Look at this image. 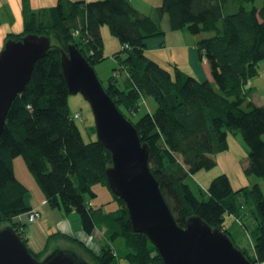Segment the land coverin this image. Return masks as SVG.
<instances>
[{"label": "trees", "instance_id": "16d2710c", "mask_svg": "<svg viewBox=\"0 0 264 264\" xmlns=\"http://www.w3.org/2000/svg\"><path fill=\"white\" fill-rule=\"evenodd\" d=\"M256 1L162 0L154 18L140 13L128 0H57L38 12L29 0H22L23 32L8 34L6 40L35 34L49 37L52 47L35 62L28 84L9 108L0 136V227H12L26 244L22 235L26 225L15 220L24 214L27 219L33 210L27 203L28 189L13 170V160L21 157L52 209L75 212L88 235L95 228L105 229L106 241L98 252L61 237L93 264H119L121 258L129 264H164L146 235L133 231L120 198L111 192L118 208L107 213L85 199L96 197L93 185L109 189L106 169L112 165L111 154L97 139L83 140L75 123L80 115L71 114L69 108L60 58L61 51L74 45L91 66L101 63L106 59L101 28L106 26L121 49L113 55L117 68L104 89L149 147V169L176 223L184 227L190 217L198 216L212 229L228 234L239 248L224 229V221L226 215L241 217L242 198L251 205L256 229L252 251L239 249L252 264H263L261 187L235 190L227 176L220 175L204 191L192 179L199 171L215 167L214 156L229 148V133H239L248 148L244 173L264 178V105H255L253 90L245 89L264 61V0L259 8ZM165 15L171 31L209 34L197 42V48L210 80L187 74L177 65L170 72L146 56L148 40L164 39ZM118 71L127 74L123 86L116 79ZM147 98L154 101V110L132 121ZM57 237L52 234L49 242ZM118 239L123 253L116 255L113 243ZM48 245L38 253L27 248L40 260Z\"/></svg>", "mask_w": 264, "mask_h": 264}, {"label": "water", "instance_id": "95a60500", "mask_svg": "<svg viewBox=\"0 0 264 264\" xmlns=\"http://www.w3.org/2000/svg\"><path fill=\"white\" fill-rule=\"evenodd\" d=\"M52 47L49 37L27 34L6 40L0 51V136L9 108L28 84L34 64ZM68 94L89 104L97 141L111 154L106 169L111 192L125 205L134 232L146 235L164 264H252L230 236L198 216L180 227L149 169V147L105 91L94 67L74 45L60 58ZM0 264H89L73 249L56 248L36 259L10 226L0 228Z\"/></svg>", "mask_w": 264, "mask_h": 264}, {"label": "rangeland", "instance_id": "374dc122", "mask_svg": "<svg viewBox=\"0 0 264 264\" xmlns=\"http://www.w3.org/2000/svg\"><path fill=\"white\" fill-rule=\"evenodd\" d=\"M135 9H137L140 13L144 15H148L151 17H156V7L160 5L162 0H128ZM9 4L13 7V12L15 14L14 19L15 22L11 24V29L23 31V16L20 17L17 15L18 8L22 10V0H8ZM49 3V2H48ZM2 1L0 0V5ZM263 4V0H257L255 5L259 8ZM51 6V5H50ZM16 9V11H15ZM161 27L163 32L165 33L164 39L155 40L154 42L160 43L162 42L163 47L159 48L158 50H146L145 54L149 59L158 63L162 68L173 72V66L177 65L182 71L187 74L192 75V67H198L202 65L203 69H207L206 63L199 62V53L197 48V42L203 38L209 36V34H200V35H191L185 31H171L168 24V18L165 15L161 21ZM22 28V30H20ZM103 37L105 43V53L106 59L103 60L101 63L94 67V70L99 78L100 82L102 83L103 87H105L108 83L109 78L113 75L114 69L117 68L116 62L113 59L114 53L120 51V44L117 39H115L109 32L108 27H103ZM158 39V38H156ZM166 39V40H165ZM5 42H3L4 45ZM188 47L192 45L193 48V55L192 62H189V53L182 52L180 46ZM175 62L177 64H175ZM191 66H190V64ZM201 63V64H200ZM201 69V68H200ZM121 73V74H120ZM123 71L116 72L117 81L120 85L123 86V83L126 82L128 79L127 74H122ZM259 75L252 79V83L256 89V95H254L255 103H261L260 105H264V61L259 63L258 67ZM125 77V79H124ZM252 101V96H251ZM68 104L71 111V114L78 113L80 115V119L75 120L77 127L79 128L83 140L88 143L90 141H94L97 139L96 133L93 131L94 126V118L91 112V108L88 102L80 95H71L68 98ZM155 108V103L151 98H147L140 103V107L138 112L135 116L131 118L132 121H136L139 117L144 115L146 112L152 111ZM125 114H127L125 112ZM228 150L216 154L214 159L216 161L215 167L210 170H201L195 175L192 176L198 181V183L204 187V189L208 188L212 180L220 175H226L231 186L233 189L238 190L242 187H250L252 185H259L264 192V178H259L255 176H247L244 173L245 166L247 164V153L248 148L244 143L241 135L237 133L233 135L232 133L228 134ZM13 170L16 175V178L23 183L28 189V197L27 203L33 206H40L41 210H45V213L42 218H46V223H51L53 220H56V214L60 212L57 209H52L47 203L45 196L39 187L38 183L36 182L33 175L27 170L25 163L21 157H17L13 160ZM94 193H96L95 198H91L85 196V199L91 204L95 206H102L104 212H113L117 210L118 204L114 200V197L111 191L106 186H102L100 184H96L92 186ZM239 202L242 206L241 208V217L237 216L231 218L230 216L226 215L224 225L229 228V233L232 239L235 241L236 245L240 249H245L252 251L253 248V234L254 230L256 229V222L251 215V205L246 204L242 198H239ZM89 205V203H88ZM59 212V213H58ZM61 214L63 216H67L64 212ZM75 216L73 221V216L71 218L72 224L80 225L81 221L79 216L76 213H73ZM38 222V221H37ZM37 222L35 224H37ZM6 225H3L5 227ZM2 226L0 228H3ZM26 232L30 231L31 224H27L25 227ZM105 234V232H103ZM93 238L98 243H104L106 238L102 235L101 232L98 233ZM104 238V241H103ZM57 239H54L56 241ZM63 240V239H62ZM60 240V241H62ZM67 242V241H66ZM95 242H93L94 244ZM45 244V239L39 238L35 241V245L40 248H36V251H32L38 253L39 249H43ZM50 245V243H49ZM48 245V251L45 255L41 258H45L49 255L52 251L56 248H64V249H73L78 253L79 256L86 259L89 264H93L89 257L81 252V250L75 247L72 243L67 242V245L62 246ZM113 245L118 248L115 251L117 253H123V246L121 239L116 240ZM35 250L34 248H32ZM119 250V252H117ZM98 252V251H94ZM119 264H129L124 259L119 260ZM264 264V263H263Z\"/></svg>", "mask_w": 264, "mask_h": 264}, {"label": "crops", "instance_id": "0c3cea01", "mask_svg": "<svg viewBox=\"0 0 264 264\" xmlns=\"http://www.w3.org/2000/svg\"><path fill=\"white\" fill-rule=\"evenodd\" d=\"M1 1H2V4L0 5V51L3 47V42H5L8 34H20L23 32V31H19V30L14 31L13 29H11V24H13L15 22V19H14L15 14L13 12V7L9 4L8 0H1ZM71 1L90 2V1H95V0H71ZM56 2H57V0H29L30 7L35 12H38L41 9L50 8V7L54 6L56 4ZM15 11H16V9H15ZM17 15H19V16L21 15L20 17H22V10H20L19 8L17 10ZM20 30H22V28ZM102 30H103V27L101 28V36H102V39L104 41ZM155 40H160V39L148 40L147 50H158L159 48H162V47H159V43L154 42ZM104 47H105V43H104ZM119 48L121 49V46ZM120 49H118V50H120ZM180 49L182 50V52H185L187 54L189 53L188 54L190 56L189 62H192L191 60L194 57V55H193L194 50L192 48V45H190L189 48L185 47V45L180 46ZM106 55H107V53H105V56ZM175 64H177V63L175 62ZM192 64H193V62H192ZM190 66H191V64H190ZM191 67H192V75L193 76H196L197 78H199L201 80H205V79L210 80L208 68L204 70L202 68L203 67L202 65H199L198 67H195V68L193 66H191ZM122 74H126V73L123 71ZM124 79H125V77H124ZM245 89H252L253 90L252 102L255 105L260 106L261 103L258 104V103H255V101H254V95H256L257 93H256V89L252 83V80L247 83ZM193 182L196 183V185L199 186L202 190H204V191L207 190V188L204 189V187H202L195 178H194ZM92 205H94V204H92ZM31 208L33 210L39 211L41 214V217L37 220L38 222L36 221L37 224H35L36 222L31 224L32 228L30 229V231L26 232L25 228H23V231H22V235L26 241V245L31 251H36L37 250L36 248H40L37 245H35V241H37L39 238L45 239V244L43 246V249H45V247L49 243H50V245H51V243H54V245H58V246H62L61 244L63 243V246L64 245L66 246L67 242H69V241H67L61 237H68V238L76 239L81 244L85 245L86 247H88L92 251H95V250L99 251L100 250L103 243H99V242L97 243L95 241V238H97L96 235H98L99 232H101L102 235L105 237V234L103 233V232H105V229L95 228V230L92 232V234L88 235L82 230L81 223H80V225H76V223H75V225L72 224L71 218L74 215L73 213H75V212H71L69 214H66L67 216H63L61 214L62 211L58 210L60 213L58 212L59 214H56V220H53L51 223H46L47 222L46 218H42L44 213H45V210H41V207L37 206V205L33 206ZM102 211H103V209H102ZM105 213H107V212H105ZM74 217L75 216H73V221H75ZM15 220L22 222L25 225L28 224L27 219H26V214L15 218ZM224 229H227L229 231V228L225 225H224ZM52 234L58 235V237L56 238L57 240L54 241V239H53L51 242H49V237ZM94 236H95V238H93ZM60 240H62V241H60ZM103 241H104V238H103ZM93 242H95V243L93 244ZM32 248H34L35 250H33ZM42 250L39 249L38 252H41Z\"/></svg>", "mask_w": 264, "mask_h": 264}, {"label": "built area", "instance_id": "2783aa9c", "mask_svg": "<svg viewBox=\"0 0 264 264\" xmlns=\"http://www.w3.org/2000/svg\"><path fill=\"white\" fill-rule=\"evenodd\" d=\"M75 36L78 34V31L74 32ZM78 114L74 115V118H78ZM41 217V214L37 210H31L30 212L27 213V222L29 224L35 223L39 218Z\"/></svg>", "mask_w": 264, "mask_h": 264}, {"label": "bare ground", "instance_id": "6f19581e", "mask_svg": "<svg viewBox=\"0 0 264 264\" xmlns=\"http://www.w3.org/2000/svg\"><path fill=\"white\" fill-rule=\"evenodd\" d=\"M255 90V89H254Z\"/></svg>", "mask_w": 264, "mask_h": 264}]
</instances>
